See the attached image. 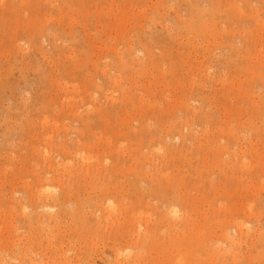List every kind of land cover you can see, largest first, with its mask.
<instances>
[{
	"label": "rangeland",
	"instance_id": "1",
	"mask_svg": "<svg viewBox=\"0 0 264 264\" xmlns=\"http://www.w3.org/2000/svg\"><path fill=\"white\" fill-rule=\"evenodd\" d=\"M0 19V264H117L110 234L78 217L132 203L140 244L121 261L264 264V0H0ZM85 159L105 166L94 186L69 175ZM41 188L49 200L30 197Z\"/></svg>",
	"mask_w": 264,
	"mask_h": 264
},
{
	"label": "bare ground",
	"instance_id": "2",
	"mask_svg": "<svg viewBox=\"0 0 264 264\" xmlns=\"http://www.w3.org/2000/svg\"><path fill=\"white\" fill-rule=\"evenodd\" d=\"M69 3H70V2H69ZM247 3H248V2H247ZM2 4H3V3H2ZM4 4H5V3H4ZM4 4H3V5H4ZM1 6H2V5H1ZM2 7H5V6H2ZM4 9H5V8H4ZM61 9H62V8H61ZM236 10H237V9H236ZM233 11H235V10H233ZM225 13L227 14V12H225ZM230 13H231V12H230ZM230 13H229V14H230ZM3 14H4V12H3ZM5 14L8 15L6 12H5ZM232 16H233V15H232ZM226 17H227V16H226ZM229 17H230V16H229ZM229 17H228V18H229ZM1 18H2V17H1ZM236 18H237V17H236ZM240 18H241V17H240ZM240 18H239V19H240ZM232 19H233V18H232ZM232 19H231V20H232ZM0 20H1V19H0ZM6 20H7V18H6ZM229 20H230V19H229ZM236 20H237V19H236ZM3 21L5 22V20H3ZM227 21H228V20H227ZM4 22H3V23H4ZM232 22H233V21H232ZM5 23H6V22H5ZM63 24H64V23H63ZM65 25L67 26V24H65ZM65 25H64V27H65ZM246 25H247V24H246ZM239 26H240V25H239ZM243 26H244V25H243ZM0 27H1V26H0ZM4 27H5V26H4ZM3 29H4V28H3ZM3 29H2V32H1V36H2L3 32H5V31H3ZM5 29H6V28H5ZM56 30H57V29H56ZM62 30H63V29H62ZM62 30H61V31H62ZM70 32H71V31H70ZM83 32H84V31H83ZM58 33H59V32H57L56 34H58ZM26 34H27V33H26ZM26 34H25V35H26ZM28 34H29V33H28ZM30 34H31V33H30ZM60 34H61V33H60ZM62 34H63V31H62ZM62 34H61V35H62ZM6 35H7V34H6ZM6 35H4V36H6ZM16 35H17V34H16ZM20 35H21V34H20ZM61 35H60V36H61ZM70 35H71V34H70ZM26 36H27V35H26ZM31 36H32V35H31ZM64 36H65V35H64ZM54 37H55V36H54ZM2 38H3V37H2ZM56 38H58V37H56ZM16 39H17V37H16ZM18 39H20V38H18ZM18 39H17V40H18ZM1 41H2V40H1ZM3 43H4V42H3ZM6 44H7V43H6ZM3 46H4V45H3ZM243 48H244V47H243ZM243 48H242V49H243ZM0 49H1V48H0ZM6 49H7V48H6ZM239 49H240V48H239ZM233 52H234V51H233ZM6 54H7V53H6ZM0 67H1V66H0ZM3 68H4V67H3ZM5 71H6V70H5ZM0 73H1V72H0ZM73 110H74V109H73ZM86 114H87V113H86ZM91 115H92V114H91ZM94 115H95V114H94ZM94 115H93V116H94ZM75 116H76V115H75ZM86 116H87V115H86ZM93 116H92V118H93ZM90 117H91V116H90ZM94 117H95V116H94ZM36 118H37V117H36ZM85 118H86V117H85ZM85 118H84V119H85ZM88 118H89V116H88ZM92 118H89V119L92 120ZM37 121H38V120H37ZM89 121H90V120H88V122H89ZM92 121H94V119H93ZM82 122H83V124H86V120H85V123H84V121H82ZM88 122H87V124H88ZM45 123H46V118H45ZM93 123H94V122H93ZM95 123H96V122H95ZM160 123H161V122H160ZM80 124H81V123H80ZM87 124H86V125H87ZM166 124H167V123H166ZM102 125H103V124H102ZM162 125H163V123H162ZM88 126H90V125H88ZM88 126H87V127H88ZM164 126H165V125H164ZM83 128H84V126H83ZM83 128H81V129H83ZM103 128H104V127H103ZM113 129H114V128H113ZM88 130H89V128H88ZM98 130H99V129H98ZM118 130H119V129H118ZM123 130H124V129H123ZM77 131H78V130H77ZM77 131H76V132H77ZM83 131H84V130H83ZM92 131H93V130H92ZM102 131H103V130H102ZM102 131H101V132H102ZM105 131H106V129H105ZM112 131H113V130H112ZM114 131H115V130H114ZM120 131H121V130H120ZM124 131H125V130H124ZM87 132H88V131H87ZM87 132H85V133H87ZM115 132H116V131H115ZM128 132H129V131H128ZM128 132H127V133H128ZM134 132H136V131H134ZM134 132H133V133H134ZM152 132H153V131H152ZM154 132H155V131H154ZM156 132H159V131H157V129H156ZM156 132H155V133H156ZM78 133H79V132H78ZM78 133H76V134H78ZM104 133H105V132H104ZM139 133H140V132H139ZM162 133H163V131H162ZM162 133H161V134H162ZM81 134H82V133H81ZM88 134H89V133H88ZM130 134H131V133H130ZM140 134H141V133H140ZM142 134H143V131H142ZM144 134H145V133H144ZM156 134H157V133H156ZM159 134H160V133H159ZM159 134H158V135H159ZM166 134H167V133H166ZM166 134H165V135H166ZM91 135H92V134H91ZM94 135H95V134H94ZM127 135H128V134H127ZM150 135H152V134H150ZM167 135H168V134H167ZM119 136H120V135H119ZM136 136H137V135H136ZM153 136H154V135H153ZM170 136H171V135H170ZM77 137H78V136H77ZM141 137H142V136H141ZM141 137H140V138H141ZM146 137H147V136H146ZM151 137H152V136H151ZM162 137H163V136H162ZM162 137H161V138H162ZM171 137H172V136H171ZM91 138H92V137H91ZM140 138H139V139H140ZM79 139H80V138H79ZM81 139H82V138H81ZM92 139H93V138H92ZM104 139H105V138H104ZM113 139H114V138H113ZM113 139H112V140H113ZM117 139H118V138H117ZM156 139H157V138H156ZM158 139H160V138H158ZM163 139H165V138H163ZM70 140H71V139H70ZM73 140H74V138H73ZM73 140H72V141H73ZM76 140H77V139H76ZM76 140H75L73 143H75ZM89 140H90V139H89ZM89 140H88V142H89ZM99 140H100V139H99ZM160 140H161V139H160ZM78 141L81 142L82 140H78ZM78 141H77V142H78ZM65 142H66V141H65ZM82 142H83V141H82ZM84 142H85V141H84ZM88 142H86V143L88 144ZM93 142H94V139H93ZM115 142H116V141H115ZM71 143H72V142H71ZM73 143H72L71 145H73ZM63 144H64V143H63ZM63 144H62V147H61V148H62V150H63V152H64L65 154H68V153L72 152L71 150H72V148L75 146V145H74V146L71 148L70 145H69V147H70V148H69L67 145H63ZM67 144H68V143H67ZM75 144H76V145H77V144L79 145V143H75ZM83 144H84V143H83ZM83 144H82V145H83ZM87 144H86V145H87ZM89 144H90V143H89ZM89 144H88V146H90ZM93 144H94V143H93ZM100 144H101V143H100ZM105 144H107V143H105ZM141 144H142V141H141ZM96 145H97V144H96ZM109 145H110V144H109ZM111 145H112V144H111ZM113 145H114V144H113ZM57 146H60V145H57ZM57 146H56V147H57ZM79 146H80V148H81V144H80ZM79 146H78V147H79ZM75 147H76V146H75ZM75 147H74V148H75ZM78 147H76V150H77V149H80V148H78ZM100 147H101V146H100ZM54 148H55V147H54ZM59 148H60V147H59ZM84 148H85V147H84ZM93 148H94V147H93ZM96 148H97V147H96ZM98 148H99V147H98ZM114 148H115V147H114ZM89 149H90V148H89ZM107 149H108V146H107ZM109 149H110V147H109ZM123 149H124V148H123ZM54 150H55V149H54ZM58 150H61V149H58ZM76 150H74V151H76ZM82 150H83V149H82ZM94 150H96V149H94ZM116 150H117V149H116ZM119 150H121V149H119ZM84 151H85V150H84ZM112 151H113V150H112ZM78 152H79V151H78ZM88 152H89V151H88ZM95 152H96V151H95ZM102 152H103V151H102ZM105 152H106V151H105ZM109 152H110V151H109ZM115 152H116V151H115ZM118 152H119V151H118ZM121 152H122V151H121ZM131 152H132V151H131ZM75 153H76V152H75ZM80 153H81V151H80ZM84 153H85V152H84ZM96 153H97V152H96ZM111 153H112V152H111ZM119 153H120V152H119ZM122 153H124V152H122ZM70 154H71V153H70ZM76 154H77V153H76ZM76 154H75V156L77 157V155H79V154H77V155H76ZM91 154H92V153H91ZM93 154H95V153H93ZM97 154H98V153H97ZM101 154H103V153H101ZM101 154H100V155H101ZM109 154H110V153H109ZM117 154H118V153H117ZM129 154H130V153H129ZM133 154H134V153H133ZM80 155H81V154H80ZM82 155H83V154H82ZM86 155H87V154H86ZM86 155H84V156H86ZM98 155H99V154H98ZM110 155H111V154H110ZM112 155H113V154H112ZM112 155H111V156H112ZM119 155H120V154H119ZM125 155H126V154H125ZM49 156H50V155H49ZM104 156H106V155H104ZM129 156H130V155H129ZM50 157L52 158V156H50ZM50 157H49V158H50ZM89 157H92V156L89 155ZM108 157H109V156H108ZM108 157H106V158H108ZM165 157H166V156H165ZM46 158H47V157H46ZM59 158H61V156H60ZM100 158H101V157H100ZM121 158H122V157H121ZM134 158H135V156H134ZM53 159H54V158H53ZM67 159H68V158H67ZM79 159H80V158H79ZM81 159H84L83 156H82ZM86 159H87V157H86ZM86 159H85V160H86ZM97 159H99V158H97ZM104 159H105V158H104ZM115 159H116V158H115ZM125 159H126V158H125ZM72 160H73V159H72ZM88 160H90V159L88 158ZM88 160H86L87 162H85V161H83V160H82L83 162H81V163L78 162L79 164H78V166L76 167V169H73L74 172H73L72 168H70L71 170L69 171V175H71V176L73 175L74 177L76 176L77 178H80V177H81V178L84 179V181H85L87 178H88V179L90 178L89 181H92L91 179L94 178L93 180L95 181V180H96L95 177L97 178L98 175L101 173V171H100L99 168H100L103 164L101 165V164L98 163V165L96 164V165L94 166L93 163H95V162H92V165H91V163H90ZM119 160H120V159H119ZM119 160H118V161H119ZM122 160H123V159H122ZM162 160H163V159H162ZM48 161H49V162L47 163V167L49 168V170L52 171V172H50V174L53 173V174H52V177L50 176V178L56 181V179H59L58 177L61 176V174H60L61 172L57 173V171H58L57 169L60 168V167H59L60 164L58 163V164H59V165H58L59 168H58L57 165L54 164V163L52 162L51 159H49ZM62 161H63V160H62ZM91 161H93V157H92V160H91ZM95 161H96V158H95ZM99 161H101V160H99ZM103 161H104V160H103ZM114 161H116V160H114ZM125 161H126V160H125ZM57 162H58V161H57ZM128 162H129V160H128ZM96 163H97V162H96ZM102 163H103V162H102ZM114 163H115V162H114ZM161 163H164V161L161 162ZM161 163H160V164H161ZM165 163H166V161H165ZM165 163H164V164H165ZM63 164H64V162H63ZM115 164H116V163H115ZM115 164H114V165H115ZM118 164H119V162H117V166H119ZM120 164H121V163H120ZM167 164H168V163H167ZM45 165H46V164H45ZM69 165H70V164H69ZM76 165H77V164H76ZM99 165H101V166H99ZM114 165H113L114 168H113L112 171H113V172H114V171L116 172V168H115L116 165H115V166H114ZM123 165H124V164H123ZM61 166H62V165H61ZM64 166L66 167L65 164H64ZM64 166H62V167H64ZM70 166H71V165H70ZM72 166H73V165H72ZM72 166H71V167H72ZM161 166H162V164H161ZM163 166H165V165H163ZM65 167H64V168H65ZM74 167H75V166H74ZM130 167H131V165H130ZM64 168H63V169H64ZM101 168H102V167H101ZM104 168H105V166L103 165V169H104ZM126 168H128V167H126ZM163 168H164V167H163ZM67 169H69V166L67 167ZM109 169H110V168H109ZM109 169H108V170H109ZM131 169H132V167H131ZM134 169H135V168H133L132 172L134 171ZM161 169H162V168H161ZM49 170H48V171H49ZM104 170H105V169H104ZM108 170H106V171H108ZM123 170H124V169H123ZM59 171H61V168H60ZM64 171H65V170H64ZM64 171H62V172L64 173ZM66 171H67V170H66ZM102 171H103V170H102ZM109 171H110V170H109ZM112 171H111V172H112ZM163 171H164V169H163ZM111 172H110V173H111ZM113 172H112L111 174H113ZM127 172H128V170H127ZM48 173H49V172H48ZM107 173H108V172H107ZM119 173H120V172H119ZM119 173H115V174H117L116 177H118V174H119ZM129 173H130V172H129ZM135 173H136V172H135ZM135 173H132V174H135ZM58 174H59V176H58ZM92 174H93V176H92ZM120 174H121V173H120ZM123 174H124V173H123ZM136 174H137V173H136ZM139 174H140V173H139ZM43 175H44V173H43ZM66 175H67V174H65V176H66ZM100 175H101V174H100ZM124 175H125V174H124ZM137 175H138V174H137ZM137 175H136V176H137ZM45 176H46V175H45ZM108 176H110V174H109ZM114 176H115V175H114ZM119 176H120V175H119ZM39 177H40V176H39ZM42 177H43V176H42ZM42 177H41V178H42ZM76 177H75V178H76ZM105 177H106V175H105ZM116 177H114V178L116 179ZM138 177H139V176H138ZM44 178H45V177H44ZM124 178H125V177H124ZM136 178H137V177H136ZM165 178H166V177H165ZM67 179L69 180V178H67ZM70 179H71V178H70ZM126 179H127V177H126ZM139 179H140V178H139ZM39 180H40V179H39ZM41 180H42V179H41ZM47 180H50V179H48V176L46 177V181H47ZM63 180H64V178H63L62 180H59V181L62 182ZM98 180H99V179H98ZM98 180H97V181H98ZM100 180H102V179H100ZM106 180H109V178H108V179L106 178ZM111 180H113V178H111ZM120 180H121V179H120ZM51 181H52V180H51ZM104 181H105V180H104ZM114 181H115V180H114ZM118 181H119V179H118ZM127 181H128V180H127ZM135 181H138V179L135 180ZM155 181H156V180H155ZM163 181H165V180H163ZM168 181H169V180H168ZM53 182H54V181H53ZM69 182H72V179H71V181H69ZM110 182H111V181L109 180V184L107 183L108 185H107V184L105 185V183H103L102 185H100L101 187L98 186L99 190H97V191L100 192V196H102V199H103V200L108 196V194L114 192V191H112V188H113L116 192H119V193H120V191H121V189H122V188H119V186H120L119 184H118L119 186H117V179H116V182H115L114 184H113L112 182H111V183H110ZM120 182H121V181H120ZM138 182H139V181H138ZM59 183H60V182H59ZM62 183H63V182H62ZM62 183H61V184H62ZM72 183H73V182H72ZM74 183H75V182H74ZM96 183H97V182H96ZM127 183H129V182H127ZM134 183H135V182H134ZM158 183H159V182H158ZM160 183H161V182H160ZM163 183H164V182H163ZM166 183H167V182H166ZM36 184H37V183H36ZM66 184L68 185V184H70V183H67V182H66ZM167 184H169V183H167ZM167 184H165V185H167ZM38 185H39V183H38ZM42 185H43V184H42ZM90 185H91V186H94L93 181L91 182ZM129 185H130V184H129ZM129 185H128V186H129ZM134 185H136V184H134ZM63 186H64V185H63ZM74 186H75V185H74ZM86 186H87V185H86ZM111 186H113V187L111 188ZM130 186H131V188H132V185H130ZM138 186H139V185H138ZM41 187H43V186H41ZM48 187H49V186H48ZM60 187H61V186H60ZM66 187H67V186H66ZM68 187H69V186H68ZM76 187L78 188V186H76ZM76 187L73 189V192H74V190L76 189ZM89 187H90V186H89ZM89 187H88V188H89ZM123 187H124V185H123ZM140 187H141V186H140ZM46 188H47V187H46ZM46 188H45V189H44V188H43V189L41 188V190H42V191H43V190H46ZM95 188H96V187H94V189H95ZM170 188H171V187H170ZM67 189H68V188H67ZM79 189H80V187H79ZM94 189H93V188H92V190L90 189L92 193L94 192V191H93ZM128 189H129V188H128ZM155 189L157 190V189H161V188H159V187L156 188V187H155ZM166 189H167V188H166ZM174 189H175V187H174ZM41 190H40V191H41ZM64 190H66V189H64ZM64 190H63V191H64ZM70 190H72V187H71V189L66 190V192H65V191L63 192V191H62L63 193H62V192L60 193V195L62 194L61 196H60V195H58V196L56 195V196H57V197H56L57 199H59V200H60V199H63V200H62L63 202L61 201V202L63 203V206L66 204V202H68V201H66V200H67L66 197H67V194L69 193V192L67 193V191H70ZM95 190H96V189H95ZM150 190H152V189H150ZM163 190H165V188H164ZM167 190H168V189H167ZM169 190H171V189H169ZM31 191H33V190H31ZM47 191H48V190H47ZM60 191H61V190H60ZM60 191H59V192H60ZM127 191H128V190H127ZM137 191H138V189H137ZM141 191H142V190H141ZM173 191H174V190H173ZM48 192H49V191H48ZM70 192H72V191H70ZM80 192H81V190H80ZM80 192H78V190H77V192H76V193H78L77 196H79V193H80ZM85 192H86V191H85ZM91 192L88 191V193H91ZM132 192H133V191H132ZM138 192H139V191H138ZM148 192H149V191H148ZM152 192H153V190H152ZM162 192H163V191H162ZM164 192H165V191H164ZM29 193H30V190H29ZM32 193H33V192H32ZM35 193H36V192H35ZM40 193H41V192H40ZM42 193H44V191H43ZM88 193H87V194H88ZM140 193H141V192H140ZM146 193H147V192H146ZM154 193H155V191H154ZM157 193H159L158 190H157ZM157 193H156V194H157ZM166 193H170V192H166ZM44 194H45V196H43V194H39V193H38V194H35V195L33 194V195H31L30 197H31L33 200H35V201H39V200L44 201L43 199H45V198L48 199L49 197H52V196H49V194H46V191H45ZM74 194H75V192H74ZM83 194H84V193H83ZM117 194H118V193H117ZM124 194H125V193H124ZM75 195H76V194H75ZM95 195H96V194H95ZM118 195H119L118 197H121L120 194H118ZM133 195H134V194H133ZM153 195H155V194H153ZM158 195H159V194H158ZM161 195H162V194H161ZM167 195H168V194H167ZM53 196H55V195H53ZM86 196H89V195H86ZM100 196H99V197H100ZM172 196H173V194H172ZM30 197H29V198H30ZM72 197H73V196H72ZM79 197H80V196H79ZM90 197L93 198L94 196H93V197L90 196ZM110 197L112 198V195H110ZM115 197H116V195H115ZM132 197H133V196H132ZM132 197H131V198H132ZM142 197H143V196H142ZM148 197H149V195H148ZM151 197H152V195H151ZM151 197H150V198H151ZM167 197L170 198V196H167ZM180 197H181V196H180ZM56 198L53 197V198H51V199L54 200V199H56ZM94 198H95V197H94ZM123 198H124V196H123ZM129 198H130V197H129ZM150 198H149V199H150ZM156 198H157V197H156ZM158 198H160V197H158ZM161 198H162V197H161ZM161 198H160V199H161ZM185 198H186V197H185ZM69 199H70V198H69ZM71 199H72V198H71ZM84 199H85V198H84ZM86 199H88V198L86 197ZM108 199H109V198H108ZM132 199H133V198H132ZM154 199H155V198H154ZM48 200H49V199H48ZM48 200H46V201H48ZM80 200H81V199H80ZM80 200L77 199L76 202H74V201L72 200V201L74 202L75 206H76V209H77V210H74V209H73V210H74V211L72 212V213H73V216H74V214H80V210H82V206L80 205V202H82V201H80ZM103 200H102V202H103ZM123 200H124V199H123ZM125 200H126V199H125ZM125 200H124V201H125ZM129 200H130V199H129ZM140 200H141V199H140ZM162 200H163V198H162ZM185 200H186V199H185ZM55 201H56V200H55ZM55 201H54V202H55ZM57 201H58V200H57ZM78 201H79V202H78ZM95 201H96V202H93L92 204L95 205L94 207H96L97 211L100 210V211H103V212H104L103 208H102V210H101V208L99 207V206H100V200L97 199V200H95ZM98 201H99V202H98ZM127 201H128V200H127ZM145 201H146V200H145ZM148 201H149V200H148ZM158 201H160V200L158 199ZM166 201H167V200H166ZM170 201L173 202L172 200H170ZM32 202H33V201H32ZM73 202H72V203H73ZM85 202H87V200H86ZM85 202H84V203H85ZM91 202H92V200H91ZM102 202H101V203H102ZM132 202L135 203V201H132ZM136 202H137V201H136ZM141 202H142V201H141ZM162 202H163V201H162ZM171 202H169V203L171 204ZM37 203H39V202H36V204H37ZM45 203H46V202H45ZM45 203H43V204L45 205ZM59 203H60V202H58V204H59ZM68 203H69V202H68ZM88 203H90V202H88ZM108 203H109L111 206H113V204H112L113 201L110 200ZM124 203H126V202H124ZM130 203H131V202H130ZM138 203H139V202H138ZM81 204H82V203H81ZM109 204H108V205H109ZM158 204H159V202H158ZM167 204H168V203H167ZM172 204H173V203H172ZM172 204H171V205H172ZM47 205H48V204H47ZM50 205H51V204H50ZM56 205H57V204H56ZM105 205H106V204H105ZM110 205H109V206H110ZM131 205H133V206H130L129 210H126V212H124V210H123V213H121L123 216L120 215V217L117 216V214H115L114 212H113V213H114L115 216L113 215L114 217L112 216V218L110 217V216L112 215L111 212H110V215H108V217H107V214L105 215V213H104V214L102 213V215L100 214V215H101V218H102V216L105 215V216L107 217V219H109V218L113 219L112 222L115 223V224H113L112 222H110V223H112V224L114 225V227H113L112 224L110 225V223H109V225L107 224V223L109 222V221H107V219L105 220V221H107V223H106L107 225L105 224V225H106V226H105V225L102 223V222H103V221H102L103 219H101V218H99V217H98V219L95 217V219L93 218V220H90V219H89L90 217H89V218H88V217H83L82 219H81V217H78V218L80 219L79 221H81L82 224H83V226H82V224H81L80 226H82V227H84V228L87 229V234L90 235V232L93 233V232H96V231H99V233H102V232H103V233H102L103 235H106V233H108L107 235L110 234V236H111L110 238H111V240H112V244H113V250H114V252H115V253H114V254H115L114 258H115V262H116L117 264H134V263H133V260H134V259H133V256H132V255H131L132 257H131V256H129V257L126 256L127 258L125 257V259H122V260H124V261H121V260L118 258V256L121 254V253H120L121 250H122V252H124V251H127V252L129 251V252H130V250H132V249H135V248L138 249L139 246H137V244H140V243H138V241H137V237H138V234H139V233L137 234V236H135V233H137V232L140 230V229H136V230H138V231L135 232L136 221H137V220H136L137 217H135V216H136L137 214H135V209H134L135 206H134V204L132 203ZM48 206H49V205H48ZM61 206H62V204H61ZM66 206H67V205H66ZM83 206L85 207V204H84ZM92 206H93V205H92ZM103 206H104V204H103ZM103 206H102V207H103ZM145 206H146V203H145ZM149 206H150V205H149ZM158 206H159V205H158ZM168 206H169V205H168ZM50 207H51V206H50ZM57 207H58V206H57ZM59 207H60V206H59ZM127 207H128V206H127ZM169 207H170V206H169ZM34 208H35V207H34ZM63 208H64V207H63ZM111 208H112V207H111ZM119 208H120V207H119ZM137 208H138V207H137ZM160 208H161V207H160ZM160 208H159V209H160ZM35 209H36V208H35ZM59 209H60V208H59ZM65 209H67V207H66ZM68 209H69V208H68ZM116 209H118V208H116ZM116 209H114V210H116ZM122 209H123V208H122ZM170 209H171V208H169V210H170ZM36 210H37V209H36ZM63 210H64V209H63ZM71 210H72V209H71ZM110 210H111V209H110ZM110 210H108V211H110ZM37 211H38V210H37ZM60 211H62V210H60ZM60 211H59V212H60ZM100 211H99V212H100ZM112 211H113V210H112ZM119 211H120V210H119ZM170 211H171V210H170ZM173 211L176 212L177 209H176V208H173ZM34 212H35V211H34ZM42 212H43V211H42ZM56 212H57V211H56ZM62 212H63V211H62ZM62 212H60V213H62ZM65 212H66V210H65ZM90 212H92L93 214H95V209H94L93 211H90ZM117 212H118V210H117ZM117 212H116V213H117ZM120 212H121V211H120ZM160 212H162V210H161ZM164 212H165V211H164ZM35 213H36V212H35ZM49 213H50V212H49ZM49 213H48V214H49ZM68 213H69V212H68ZM166 213H167V214H166ZM166 213H164V214L168 215L169 212H166ZM42 214H43V213H42ZM44 214H46V213H44ZM57 214H58V213H57ZM69 214H71V212H70ZM87 214H88V213H87ZM159 214L161 215L162 213H159ZM164 214H163V215H164ZM60 215H61V214H60ZM83 215H84V214H83ZM118 215H119V214H118ZM140 215H141V214H140ZM163 215H162V217H163ZM40 216H41V215H40ZM42 216H43V215H42ZM55 216H56V215H55ZM55 216H54V217H55ZM57 216H58V215H57ZM75 216H76V215H75ZM79 216H80V215H79ZM105 216H104V218H105ZM121 216H122V217H121ZM158 216H159V215H158ZM51 217H52V216H51ZM169 217H170V216L168 215V218H169ZM32 218H36L37 221H40V220H41L40 217L38 218V217L35 216V215H33V216L31 215L29 221H31ZM57 218H59V217H56V219H57ZM76 218H77V216H76ZM76 218H75V219H76ZM78 218H77V219H78ZM158 218H160L161 220L164 219V218H161V217H158ZM165 218H166V217H165ZM172 218H173V217H172ZM47 219H48V221H49L50 217H48ZM52 219H53V217H52ZM111 219H110V220H111ZM50 220H51V219H50ZM53 220H55V219H53ZM59 220H60V219H59ZM62 220H63V219H62ZM62 220H61V221H62ZM158 220H159V219H158ZM158 220H157V221H158ZM167 220H170V218H169V219L166 218V221H167ZM51 221H52V220H51ZM105 221H104V223H105ZM138 221H140V220H138ZM147 222H148V220H147ZM164 222H165V219H164ZM169 222H170V221H168V223H169ZM57 223H58V221L56 222V224H57ZM60 223H61V222H60ZM138 223H139V222H138ZM140 223H141V222H140ZM140 223H139V224H140ZM157 223H158V224H157L158 227L162 225V223L160 224V221L157 222ZM144 224H146V222H145ZM147 224H148V223H147ZM147 224H146V225H147ZM151 224H153V222H152ZM164 224H165V223H164ZM169 224H170V223H169ZM169 224H168V225H169ZM171 224H172V223H171ZM68 225H70V224L68 223ZM153 225H155V224H153ZM157 225H156V226H157ZM61 226H62V225H61ZM74 226H75V225H74ZM77 226H78V224H77L75 227L78 228ZM64 227H65V226H64ZM108 227H110V228H108ZM145 227H146V226H145ZM148 227L150 228V227H152V226L149 225ZM76 228H75V229H76ZM64 229H65V228H64ZM151 229H152V228H151ZM156 229L158 230L157 227H156ZM82 230H83V228H82ZM82 230H80V228H79V231H80V232H81ZM84 230H85V229H84ZM104 230L106 231L105 234H104V232H105ZM146 230H147V229H146ZM79 231H78V232H79ZM88 231H89V233H88ZM147 231H148V230H147ZM147 231H146V233L148 234ZM75 232H76V231H75ZM78 232H77V233H78ZM80 232H79V233H80ZM85 232H86V230H85ZM96 233H97V232H96ZM96 233H95V234H96ZM99 233H98V234H99ZM140 233H141V232H140ZM142 233H143V232H142ZM142 233H141V234H142ZM146 233H143V235H144V234L146 235ZM157 233H158V232H157ZM66 234H67V232H66ZM102 234H100V236H101ZM152 234H153V233H152ZM152 234H151V235H152ZM75 235H76V234H75ZM89 235H88V236H89ZM91 235H92V234H91ZM93 235H94V233H93ZM107 235H106V237H107ZM149 235H150V234H149ZM151 235H150V236H151ZM154 235H155V234H154ZM65 236H67V235H65ZM76 236H77V235H76ZM85 236H87L86 233H85L84 237H85ZM88 236H87V237H88ZM97 236H98V235H97ZM139 236H140V234H139ZM74 237H75V236H74ZM77 237H78V236H77ZM81 237L83 238V234H82ZM108 237H109V236H108ZM141 237H142V235H141ZM145 237H146V236H145ZM148 237H149V236H148ZM63 238L66 239L65 237H63ZM63 238H61V239H63ZM67 238H69V237H67ZM82 238H81V239H82ZM97 238H98V237H97ZM103 238H104V237H103ZM103 238H102V240H103ZM110 238H109V239H110ZM142 238H144V236H143ZM261 238L263 239V237H261ZM71 239H72V238H71ZM76 239H77V238H76ZM78 239H80V237H79ZM139 239H140V237H139ZM145 239L147 240V237H146ZM68 240H69V239H68ZM72 240H73V239H72ZM84 240H86V237H85ZM93 240H94V239H93ZM100 240H101V239H100ZM141 240H142V239H141ZM141 240H140V241H141ZM201 240H202V239H201ZM70 241H71V240H70ZM77 242H78V241H77ZM103 242H104V241H103ZM262 242H263V241H262ZM79 243H80V240H79ZM84 243H85V242H84ZM84 243H83V244H84ZM93 243H94V242H93ZM96 243H97V242H96ZM107 243H108V242H107ZM86 244H87V243H86ZM122 244H124V245L122 246ZM91 245H92V243H91ZM98 245H99V244H98ZM98 245H97V246H98ZM85 246H86V245H85ZM102 246H103V245H102ZM121 246H122V247H121ZM95 247H96V244H95ZM109 247H110V246H109ZM87 248H88V245H87ZM91 248H92V247H91ZM89 249H90V246H89ZM96 249H97V248H96ZM102 251H104V253H105V250H102ZM263 251H264V250H263ZM77 252H78V251H77ZM88 252H89V251H88ZM124 253H125V252H124ZM85 254H86V253H85ZM88 254H89V253H88ZM98 254H99V253H98ZM110 255H111V254H110ZM122 255H123V254H122ZM210 255H211V254H210ZM207 256H208V255H207ZM207 256H205V257H207ZM92 257H93V256H92ZM247 257H248V256H247ZM112 258H113V257H112ZM209 258H210V257H209ZM213 258H214V257H213ZM78 259H79V258H78ZM198 259H199V258H198ZM198 259H197V260H198ZM210 259H211V258H210ZM210 259H209V260H210ZM248 259L250 260V256L248 257ZM79 260H80V259H79ZM111 260H112V259H111ZM202 260H203V258H202ZM205 260L207 261L208 259L205 258ZM205 260H204V262H206ZM209 260H208V263L211 262V261L209 262ZM88 261H89V260H88ZM214 261H215V260H213L212 263H213ZM33 263H34V262H33ZM193 263H194V262H193ZM199 263H203V262H202V261H199ZM199 263H197V264H199ZM212 263H211V264H212ZM139 264H140V263H139ZM205 264H207V263H205Z\"/></svg>",
	"mask_w": 264,
	"mask_h": 264
}]
</instances>
